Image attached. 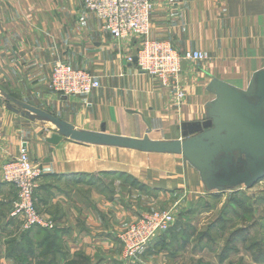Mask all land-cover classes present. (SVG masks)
I'll list each match as a JSON object with an SVG mask.
<instances>
[{"label": "crops", "instance_id": "obj_1", "mask_svg": "<svg viewBox=\"0 0 264 264\" xmlns=\"http://www.w3.org/2000/svg\"><path fill=\"white\" fill-rule=\"evenodd\" d=\"M149 37L180 52H207L205 60L181 61L183 99L129 61L139 40L114 38L82 0H0V264H42L48 254L59 263L78 252L100 264L106 255L103 241L115 237L122 221L124 188L133 182L150 187L151 208L176 192L179 197L183 190L203 189L199 171L181 153L69 138L53 144L46 140L56 132L53 125L17 107L28 103L77 130L181 139L180 123L204 119L205 104L214 100L206 89L212 78L246 92L264 69V0H153ZM56 61L90 72L100 87L86 95L51 91ZM22 146L41 168L34 200L54 217L52 234L23 230L20 220L9 215L16 191L2 179V166ZM52 240L56 251L45 252ZM14 248L33 251L35 258L17 262Z\"/></svg>", "mask_w": 264, "mask_h": 264}, {"label": "rangeland", "instance_id": "obj_2", "mask_svg": "<svg viewBox=\"0 0 264 264\" xmlns=\"http://www.w3.org/2000/svg\"><path fill=\"white\" fill-rule=\"evenodd\" d=\"M261 92L257 86V79H254L245 93L246 111L251 105L261 101ZM213 95L215 96L214 93ZM17 107L22 108L21 104ZM37 118L41 119L38 116ZM53 127L55 128L54 125ZM32 163L35 164L33 161ZM35 165L40 169V175L41 168L38 164ZM91 181H94V178ZM133 183L121 192L122 221L116 227L115 237L103 241L102 246L105 250L103 255H106L101 256L100 264H264V177L250 187L242 183L232 188L212 190L203 185L200 192L183 190L179 197L176 192V195L169 199L167 197L158 199L154 208H151L154 204L152 202L154 191L139 182ZM34 205L37 212L52 223V227L49 229L22 227L23 230L39 228L51 234L55 232L57 224L54 217L46 211L39 210L35 200ZM158 210L170 211L173 214L172 223L166 230L158 232L146 245L137 249L133 255H128L125 234L127 235L128 230L142 216ZM12 218L20 220L18 217ZM19 223L21 225L22 221ZM49 241V247L44 248V251L54 253L57 246L53 240ZM18 250L19 248H14L17 262L28 261L29 257L35 258L33 251L24 253ZM140 250H144L143 254L139 253ZM83 253L78 252L75 258L69 260L61 257L63 263L62 259L59 263H97L96 257ZM45 257L41 258L40 263L59 264L54 261L52 255L48 254L46 259Z\"/></svg>", "mask_w": 264, "mask_h": 264}, {"label": "water", "instance_id": "obj_3", "mask_svg": "<svg viewBox=\"0 0 264 264\" xmlns=\"http://www.w3.org/2000/svg\"><path fill=\"white\" fill-rule=\"evenodd\" d=\"M132 63H136L135 56ZM254 79H257L262 98L247 112L246 92L212 78L206 89L214 93L215 98L206 103L204 119L181 122L178 127L182 138L175 140H152L148 136L126 138L106 134L104 130H77L49 112L28 103L21 106L23 111L44 118L55 126L56 132L46 138L50 143L69 138L146 152L181 153L199 171L208 190L232 188L242 183L250 187L264 177V69L259 70Z\"/></svg>", "mask_w": 264, "mask_h": 264}, {"label": "built area", "instance_id": "obj_4", "mask_svg": "<svg viewBox=\"0 0 264 264\" xmlns=\"http://www.w3.org/2000/svg\"><path fill=\"white\" fill-rule=\"evenodd\" d=\"M84 6L93 12L103 27L116 39L139 40L135 54L139 70L156 77L161 85L175 89L177 98L183 99L184 89L180 84V64L183 60L199 61L208 58L204 51L180 52L169 42L149 37L153 0H82ZM133 57H129L132 61ZM173 84V85H171ZM100 87L99 79L90 72L74 68L61 62H54L48 88L62 96L86 95ZM40 173L33 164L28 150L22 146L16 157L2 166V179L16 188L10 215L18 217L21 227L51 228L52 223L37 212L34 205L35 180ZM173 221V214L167 210L154 211L142 216L125 234L128 255L146 245L158 232L166 230Z\"/></svg>", "mask_w": 264, "mask_h": 264}, {"label": "trees", "instance_id": "obj_5", "mask_svg": "<svg viewBox=\"0 0 264 264\" xmlns=\"http://www.w3.org/2000/svg\"><path fill=\"white\" fill-rule=\"evenodd\" d=\"M39 229V228H38ZM15 243V242H14Z\"/></svg>", "mask_w": 264, "mask_h": 264}]
</instances>
